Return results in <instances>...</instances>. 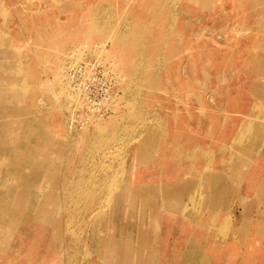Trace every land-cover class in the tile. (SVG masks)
I'll use <instances>...</instances> for the list:
<instances>
[{"label": "rangeland", "instance_id": "1", "mask_svg": "<svg viewBox=\"0 0 264 264\" xmlns=\"http://www.w3.org/2000/svg\"><path fill=\"white\" fill-rule=\"evenodd\" d=\"M0 41V264H41L44 250L47 264H101L82 242L94 207L99 227L114 218L104 239L126 243L123 264H138L130 250H151L147 264H264V0H0ZM69 57L120 75L110 111L87 125Z\"/></svg>", "mask_w": 264, "mask_h": 264}, {"label": "bare ground", "instance_id": "2", "mask_svg": "<svg viewBox=\"0 0 264 264\" xmlns=\"http://www.w3.org/2000/svg\"><path fill=\"white\" fill-rule=\"evenodd\" d=\"M18 1V0H17ZM103 1V0H102ZM150 2V1H149ZM9 3V2H8ZM7 3V4H8ZM19 3V2H18ZM125 3V2H124ZM134 3V2H133ZM143 3V2H142ZM194 3V2H193ZM235 3V2H234ZM103 4V3H102ZM126 4V3H125ZM129 4V3H128ZM168 4H170V3H168ZM99 5V4H98ZM131 6V5H130ZM134 6V5H133ZM132 6V7H133ZM160 6V5H159ZM101 7V6H100ZM115 7V6H114ZM28 8V7H27ZM94 8V7H93ZM126 8V7H125ZM157 8V7H156ZM171 8V7H170ZM127 10V9H126ZM131 10V9H130ZM156 10V9H155ZM169 10V9H168ZM21 11V10H20ZM94 11V10H93ZM119 11V10H118ZM117 11V12H118ZM128 11V10H127ZM167 11V10H166ZM175 12H177V11H175ZM174 12V13H175ZM238 12V11H237ZM7 13V12H6ZM95 13V12H94ZM129 13V12H128ZM171 13V12H170ZM179 13V12H178ZM185 13V12H184ZM75 14V13H74ZM131 14V13H130ZM161 14V13H160ZM113 15H114V13H113ZM155 15V14H154ZM173 16V15H172ZM227 16V15H226ZM92 17V16H91ZM101 17H103V15L101 16ZM118 17V16H117ZM146 17H147V15H146ZM150 17V16H149ZM174 17H175V15H174ZM2 18V17H1ZM20 18H21V16H20ZM19 18V19H20ZM7 19H8V17H7ZM137 19V18H136ZM167 19H169V18H167ZM174 19V18H173ZM101 20V19H100ZM127 20V19H126ZM153 20H155V19H153ZM118 21V20H117ZM129 21V20H128ZM134 21H135V19H134ZM216 21V20H215ZM227 21V20H226ZM167 22V21H166ZM7 23V22H6ZM12 23V22H11ZM120 23V22H119ZM152 23V22H151ZM155 23V22H154ZM183 23V22H182ZM9 24V23H8ZM122 24V23H121ZM125 24V23H124ZM139 24V23H138ZM143 24V23H142ZM172 24V23H171ZM97 25H99V24H97ZM140 25V24H139ZM148 25V24H147ZM166 25V24H165ZM169 25V24H168ZM90 26V25H89ZM121 26V25H120ZM181 26V25H180ZM7 27H8V25H7ZM155 27V26H154ZM154 27H152V28H154ZM172 27V26H171ZM90 28V27H89ZM103 28V27H102ZM121 28V27H120ZM119 28V29H120ZM123 28V27H122ZM146 28V27H145ZM36 29V28H35ZM39 29H41V28H39ZM130 29V28H129ZM156 29V28H155ZM165 29V28H164ZM45 30V29H44ZM140 30V29H139ZM152 30V29H151ZM169 30V29H168ZM174 30V29H173ZM189 30V29H188ZM231 30H233V29H231ZM33 31V30H32ZM50 31V30H49ZM90 31V30H89ZM157 31V30H156ZM162 31V30H161ZM183 31H185V30H183ZM187 31V30H186ZM234 31V30H233ZM7 32V31H6ZM38 32V31H37ZM36 32V33H37ZM42 32V31H41ZM40 32V33H41ZM45 32V31H44ZM44 32H42V33H44ZM91 32V31H90ZM105 32V31H104ZM136 32H137V28H136ZM144 33H145V31H143ZM202 32V31H201ZM231 32V31H230ZM246 32H248V30L246 31ZM17 33V32H16ZM39 33V32H38ZM58 33V32H57ZM68 33V32H67ZM148 33V32H147ZM153 33V32H152ZM177 33H178V31H177ZM227 33V32H226ZM244 33H245V31H244ZM54 34H56V33H54ZM90 34V33H89ZM94 34H95V32H94ZM114 34V33H113ZM120 34V33H119ZM136 34V33H135ZM138 34V33H137ZM151 34V33H150ZM156 34H158V33H156ZM163 34V33H162ZM180 34V33H179ZM183 34V33H182ZM196 34V33H195ZM194 34V35H195ZM236 34V33H235ZM33 35V34H32ZM45 35V34H44ZM44 35H42V36H44ZM53 35V34H52ZM69 35V34H68ZM88 35V34H87ZM92 35V34H91ZM105 35V34H104ZM110 35V34H109ZM147 35V34H146ZM188 35H190V34H188ZM197 35V34H196ZM243 35V34H242ZM56 36V35H55ZM158 36V35H157ZM167 36V35H166ZM176 36V35H175ZM36 37H38V36H36ZM51 37H53L54 38V36H51ZM50 37V38H51ZM62 37V36H61ZM60 37V38H61ZM67 37H69V36H67ZM66 37V38H67ZM105 37V36H104ZM171 37V36H170ZM193 37H196V36H193ZM244 37V36H243ZM35 38V37H34ZM56 38V37H55ZM54 38V39H55ZM129 38V37H128ZM135 38V37H134ZM133 38V39H134ZM43 39H44V37H43ZM87 39V38H86ZM108 39V38H107ZM106 39V40H107ZM117 39V38H116ZM115 39V40H116ZM196 39V38H195ZM226 39V38H225ZM50 40V39H49ZM57 40V39H56ZM56 40H54V42L56 41ZM132 40V39H131ZM51 41V40H50ZM125 42H126V40H124ZM170 41V40H169ZM175 41V40H174ZM200 41V40H199ZM40 42V41H39ZM57 42V41H56ZM60 42V41H59ZM62 42V41H61ZM64 42V41H63ZM122 42V41H121ZM133 42V41H132ZM171 42V41H170ZM0 43H1V41H0ZM47 43V42H46ZM21 44V43H20ZM40 44V43H39ZM112 44V43H111ZM120 44V43H119ZM170 44V43H169ZM44 45V44H43ZM47 44H45V46H46ZM59 45H60V43H59ZM126 45V44H125ZM148 45V44H147ZM175 45H176V43H175ZM175 45H172V46H175ZM15 46V45H14ZM36 46V45H35ZM52 46H53V44H52ZM84 46V45H83ZM118 46V45H117ZM163 46V45H162ZM169 46V45H168ZM180 46V45H179ZM82 47V46H81ZM153 47V46H152ZM217 47V46H216ZM44 48V47H43ZM151 48V47H150ZM25 49V48H24ZM47 49V48H46ZM133 49H134V47H133ZM173 49V48H172ZM213 49V48H212ZM220 49V48H219ZM20 50V49H19ZM129 50V49H128ZM142 50V49H141ZM148 50V49H147ZM163 50H164V48H163ZM200 50H201V48H200ZM214 50V49H213ZM41 51V50H40ZM134 51V50H133ZM143 51V50H142ZM151 51V50H150ZM149 51V52H150ZM178 51V50H177ZM197 51H198V49H197ZM137 52V51H136ZM173 53H174V51H172ZM184 52V51H183ZM40 53V52H39ZM139 53H141V51L139 52ZM147 53H148V51H147ZM161 53V52H160ZM177 53V52H176ZM27 54V53H26ZM162 54V53H161ZM175 54V53H174ZM136 55H137V53H136ZM170 55V54H169ZM183 55V54H182ZM148 56V55H147ZM171 56V55H170ZM225 56V55H224ZM137 57V56H136ZM162 57V56H161ZM184 57H186V56H184ZM159 58V57H158ZM190 58V57H189ZM132 59V58H131ZM139 59V58H138ZM175 59V58H174ZM169 60V59H168ZM133 61V60H132ZM160 61H161V59H160ZM169 61H171V60H169ZM103 62V61H102ZM131 62V61H130ZM135 62V61H134ZM227 62V61H226ZM234 62V61H233ZM264 62V61H263ZM262 62V63H263ZM105 63V62H104ZM208 63V62H207ZM260 64V65H258L257 67L255 66L254 67V69L259 73V74H262V75H264V64ZM111 64L113 65V66H115V63L114 62H112L111 61ZM125 64H127V71H129L130 70V68L132 67H130L129 68V64H128V62H126ZM131 64H133V63H131ZM135 64V63H134ZM228 64V63H227ZM110 65V64H109ZM219 65V64H218ZM157 66V65H156ZM152 67V66H151ZM159 67V66H158ZM165 67V66H164ZM206 67V66H205ZM123 68V67H122ZM150 68V67H149ZM200 68V67H199ZM152 69V68H151ZM157 69V68H156ZM132 71V70H131ZM152 74V73H151ZM18 75V74H17ZM20 75V74H19ZM24 75V74H23ZM34 75V74H33ZM157 75H159V74H157ZM171 75H173V74H171ZM27 76V75H26ZM202 76H204V75H202ZM31 77V76H30ZM29 77V78H30ZM157 77V76H156ZM205 77L206 76H204L203 78L205 79ZM22 79V78H21ZM153 79H155L154 77H153ZM152 80V79H151ZM222 82L221 83H223V81L224 80H222V79H220ZM258 80V79H257ZM154 81V80H153ZM175 81V80H174ZM27 82H28V80H27ZM129 82V81H128ZM132 82V81H131ZM157 82V81H156ZM156 82H154V83H156ZM259 82V81H258ZM24 83V82H23ZM149 83H150V81H149ZM176 83V82H175ZM196 83V82H195ZM219 83V82H218ZM66 87L70 90V92L72 93V94H74V93H78L77 91H75L70 85H69V83L66 81ZM262 84V83H261ZM48 85V84H47ZM153 85V84H152ZM173 85V84H172ZM150 86V85H149ZM176 86V85H175ZM197 86H198V83H197ZM260 87V86H259ZM25 88H27V87H25ZM41 88V87H40ZM151 88V87H150ZM154 88V87H153ZM227 88V87H226ZM15 89V88H14ZM28 89V88H27ZM148 89V88H147ZM187 89V88H186ZM200 89V88H199ZM7 90V89H6ZM41 90H42V88H41ZM172 90V89H171ZM250 90V89H249ZM257 90V89H256ZM218 91V90H217ZM27 92V91H26ZM215 92V91H214ZM220 92V91H219ZM63 93V92H62ZM150 93V92H149ZM232 93V92H231ZM10 94V93H9ZM34 94V93H33ZM61 94V93H60ZM230 94V93H229ZM205 95V94H204ZM261 95H262V93H261ZM63 96V95H62ZM151 96V95H150ZM221 97V96H220ZM223 97H224V95H223ZM193 98H195V97H193ZM218 98H219V96H218ZM261 98H263V97H261ZM33 99H35V98H33ZM206 99V98H205ZM227 99V98H226ZM136 100V99H135ZM198 100L199 99H197V102H198ZM218 100H221V99H218ZM53 101V100H52ZM206 102H207V100H205ZM12 102V101H11ZM37 103V102H36ZM198 103H200V101L198 102ZM38 104V103H37ZM129 106H130V104L129 103H127ZM54 105H55V103H54ZM137 105H138V103H137ZM211 105V104H210ZM136 106V105H135ZM139 106V105H138ZM199 106H201V105H199ZM45 107V106H44ZM52 107V106H51ZM133 107V106H132ZM117 109V108H116ZM145 110V109H144ZM140 112V111H139ZM220 112V111H219ZM53 113V112H52ZM141 113V112H140ZM153 113V112H152ZM58 114V113H57ZM136 114V113H135ZM150 114V113H149ZM200 114V113H199ZM38 115V114H37ZM36 115V116H37ZM46 115V114H45ZM44 116V115H43ZM42 116V117H43ZM65 116V115H64ZM140 116H141V114H140ZM146 116H148V115H146ZM203 116V115H202ZM123 117V116H122ZM24 118V117H23ZM63 118V117H62ZM159 118V117H158ZM157 118V119H158ZM202 118V117H201ZM18 119V118H17ZM31 119V118H30ZM145 119V118H144ZM8 120V119H7ZM152 120V119H151ZM160 120V119H159ZM5 121V120H4ZM15 121V120H14ZM13 121V122H14ZM30 121V120H29ZM53 121V120H52ZM134 121V120H133ZM139 121V120H138ZM97 122V121H96ZM95 122V123H96ZM99 122H100V119H99ZM147 122V121H146ZM15 123V122H14ZM19 123H20V121H19ZM32 123V122H31ZM30 123V124H31ZM48 123V122H47ZM49 124H51V123H49ZM59 123L57 122V127L59 126L58 125ZM140 124V123H139ZM143 124V123H142ZM155 124V123H154ZM12 125V124H11ZM10 125V126H11ZM87 125V124H86ZM152 125H153V122H152ZM222 126V125H221ZM7 127V126H6ZM39 127V126H38ZM93 127V126H92ZM136 127V126H135ZM153 127H155V126H153ZM152 127V128H153ZM101 128H102V126H101ZM145 128V127H144ZM38 129V128H37ZM43 129V128H42ZM88 129V128H87ZM147 129V128H146ZM12 130V129H11ZM10 130V131H11ZM16 130V129H15ZM29 130V129H28ZM54 130V129H53ZM35 131V130H34ZM47 131V130H46ZM88 131H89V129H88ZM101 131V130H100ZM155 131V130H154ZM84 132V131H83ZM49 133V132H48ZM54 133V132H53ZM84 134V133H83ZM25 135V134H24ZM92 135V134H91ZM123 135V134H122ZM155 136V135H154ZM91 137V136H90ZM151 137V136H150ZM24 138V137H23ZM35 138V137H34ZM38 138V137H37ZM69 138V137H68ZM74 138V137H73ZM79 138V137H78ZM72 139V138H71ZM70 139V140H71ZM80 139V138H79ZM147 139V138H146ZM145 139V140H146ZM150 139V138H149ZM154 139V138H153ZM178 139V138H177ZM24 140H26V139H24ZM39 140V139H38ZM148 140V139H147ZM175 140H176V138H175ZM180 140V139H179ZM37 141V140H36ZM66 141H67V139H66ZM69 141V140H68ZM149 141H151V140H149ZM173 141H174V139H173ZM15 142V141H14ZM13 142V143H14ZM147 142V141H146ZM6 143H8V142H6ZM148 143V142H147ZM178 143V142H177ZM11 144H12V142H11ZM42 144V143H41ZM75 144H77V143H75ZM151 144V143H150ZM182 144V143H181ZM235 145V144H234ZM199 146V145H198ZM70 147V146H69ZM181 147V146H180ZM192 147H193V145H192ZM196 147V146H195ZM200 147H202V146H200ZM207 147V146H206ZM36 148V147H35ZM176 148H178V147H176ZM221 148V147H220ZM26 149V148H25ZM67 149V148H66ZM69 149V148H68ZM208 149H210V148H208ZM75 150V149H74ZM77 150V149H76ZM173 150V149H172ZM174 150H177V149H175L174 148ZM179 150V149H178ZM191 150V149H190ZM223 150V149H222ZM29 151V150H28ZM30 151H32V149L30 150ZM66 151V150H65ZM78 151V150H77ZM204 151V150H203ZM212 151V150H211ZM216 151H218V150H216ZM76 152V151H75ZM174 152V151H173ZM178 152H180V151H178ZM185 152V151H184ZM188 152V151H187ZM222 152V151H221ZM264 153V152H263ZM186 154V153H185ZM198 154V153H197ZM200 154V153H199ZM198 154V155H199ZM203 154V153H202ZM75 155V154H74ZM176 155H177V153H176ZM189 155V154H188ZM213 155V154H212ZM64 156H65V154H64ZM63 156V157H64ZM191 156V155H190ZM199 157V156H198ZM203 157V156H202ZM176 158V157H175ZM178 159V158H177ZM200 159H202V158H200ZM204 159V158H203ZM202 159V160H203ZM210 159H211V157H210ZM176 160V159H175ZM181 160V159H180ZM196 160V159H195ZM70 161V160H69ZM222 161V160H221ZM179 162V161H178ZM72 163V162H71ZM210 163V162H209ZM52 164V163H51ZM8 165V164H7ZM68 166H69V164H68ZM18 167V166H17ZM51 167H52V165H51ZM205 167V166H204ZM54 168V167H53ZM208 168H211V167H208ZM15 169V168H14ZM38 170V169H37ZM69 170V169H68ZM48 171V170H47ZM202 171V170H201ZM209 171V170H208ZM39 172V171H38ZM202 172H204V171H202ZM36 173V172H35ZM47 174V173H46ZM200 174V173H199ZM203 174V173H202ZM33 175V174H32ZM41 175H42V173H41ZM61 175V174H60ZM46 176V175H45ZM100 176H102V175H100ZM42 177V176H41ZM61 177V176H60ZM102 177H104V176H102ZM75 178V177H74ZM20 179V178H19ZM61 179V178H60ZM120 179V178H119ZM9 180V179H8ZM37 180V179H36ZM101 180V179H100ZM206 181V180H205ZM7 182V181H6ZM96 182V181H95ZM204 182V181H203ZM3 183V182H2ZM1 183V184H2ZM36 183V182H35ZM115 184H116V182H114ZM113 183V184H114ZM118 183H119V181H118ZM117 183V184H118ZM9 184V183H8ZM27 184V185H26ZM60 184V183H59ZM106 184V183H105ZM109 184V183H108ZM119 184H122V183H119ZM203 184H205V182L203 183ZM20 187L21 188H23V189H25L24 190V193L27 191V189H29L27 186H28V183H27V181H25V177L23 178V180H20ZM208 185V184H207ZM4 186H5V184H4ZM35 186H36V184H35ZM114 186V185H113ZM116 186V185H115ZM209 186V185H208ZM7 187V186H6ZM40 187V186H39ZM108 187H109V185H108ZM2 188V187H1ZM5 188V187H4ZM49 188V187H48ZM117 188V187H116ZM115 188V190H117ZM209 188V187H208ZM207 188V189H208ZM30 189H32V188H30ZM41 189V188H40ZM113 188H111V190H112ZM43 190V189H42ZM103 190V189H102ZM30 192H31V190H29ZM35 192V191H34ZM37 192V191H36ZM35 192V194H37ZM42 192V191H41ZM32 193V192H31ZM64 194V193H63ZM30 195V193H28V196ZM59 195H61V192H60V194ZM160 195V194H159ZM181 196V195H180ZM20 197V196H19ZM37 197V196H36ZM63 197V196H62ZM108 197V196H107ZM110 197V196H109ZM109 197L108 198H106V200H108L109 199ZM128 197H129V195L128 194H122L121 195V200H116V197H114V202H113V206H112V209H114L115 208V205L117 204V203H121L124 207H126L128 204H129V201H128ZM159 197V196H158ZM28 198V197H27ZM97 198V197H96ZM112 199V198H111ZM239 199V198H238ZM36 200V199H35ZM98 200V199H97ZM249 200V199H248ZM112 201V200H111ZM118 201H120V202H118ZM247 201V200H246ZM12 202L15 204V202H16V200L15 199H13L12 200ZM108 202V201H107ZM163 202H165V201H163ZM206 202V201H205ZM20 203V202H19ZM25 204L26 205H28L27 204V200H25ZM37 204V203H36ZM60 204V203H59ZM96 205H97V203H96ZM164 205V204H163ZM61 206V205H60ZM69 206V205H68ZM90 206V205H89ZM98 206V205H97ZM161 206V205H160ZM183 206V205H182ZM3 207H4V204H3ZM59 207V206H58ZM92 207V206H91ZM102 207H105L104 205H102ZM158 207V208H157ZM89 208V207H88ZM203 208H205V207H203ZM202 208V209H203ZM5 209V208H4ZM31 208H29V210H30ZM39 208H37V210H38ZM41 209V208H40ZM40 209H39V211H40ZM58 209V208H57ZM61 209V208H60ZM60 209H58V210H60ZM86 209V208H85ZM111 209V210H112ZM201 209V210H202ZM43 210V209H42ZM161 210V207H159V204H157L156 205V210H155V213H157V212H159ZM28 211V210H27ZM43 211H45V210H43ZM186 211V210H185ZM185 211H183V212H185ZM203 211H204V209H203ZM57 212V211H56ZM84 212V211H83ZM101 212H102V209L100 208V207H94V208H92V209H90V211L88 212V216H87V220L83 223V228H85V227H87V226H89V228H91V233H89V234H86V237L85 238H83V240H82V242H84V244H86L87 246H89V247H93V248H95V261L97 260L99 263H101V264H123V262H124V255L126 254L127 255V253H126V251L128 250H126V248H125V245H126V243H124V241L122 242L123 244H122V248H119L117 251H115L114 250V248L113 247H111L109 244L110 243H112V242H114V239H113V237H111V235H109V233H108V230L109 229H114V226L115 225H113L114 223V221H113V217L110 219V220H108V222H106V225L102 228V227H99V225H100V222L103 220L104 221V217H102L103 216V214H101ZM115 212H116V210H115ZM148 212V211H147ZM167 212V211H166ZM193 212V211H192ZM201 212V211H200ZM59 214V213H58ZM65 214V213H64ZM76 214V213H75ZM184 214V213H183ZM105 215V214H104ZM205 215V214H204ZM41 216V215H40ZM66 216V215H65ZM76 216V215H75ZM78 216V215H77ZM76 216V217H77ZM108 216V215H107ZM106 216V219L108 218ZM114 216V215H113ZM136 216H137V214H136ZM209 216V215H208ZM138 217V216H137ZM210 217H211V215H210ZM156 218V217H155ZM5 219V218H4ZM64 219V218H63ZM75 219V218H74ZM77 219V218H76ZM190 219V218H189ZM195 220V219H194ZM2 221V220H1ZM5 221V220H4ZM40 221V220H39ZM75 221V220H74ZM100 221V222H99ZM102 221V222H103ZM107 221V220H106ZM42 222H44V220L42 221ZM51 222V221H50ZM99 222V223H98ZM149 221H147V220H145V219H142L141 220V222H140V224H139V231L140 232H143V230L149 225V224H147ZM156 222V221H155ZM5 223V222H4ZM78 223V222H77ZM49 224H52V223H49ZM76 224V223H75ZM94 224V228L92 229V225ZM103 224H104V222H103ZM152 224H154V223H152ZM152 224H151V222H150V227L152 226ZM156 224V223H155ZM53 225H54V227L56 228L57 226H58V221H55L54 223H53ZM201 225H202V223H201ZM155 227V226H154ZM201 227H203V225L201 226ZM89 228H88V230H89ZM129 228V227H128ZM142 228V229H141ZM68 230H70V229H68ZM63 231V230H62ZM80 232V231H79ZM79 232H77V233H79ZM82 232H83V230H82ZM67 233V232H66ZM65 233V234H66ZM68 233H71V231H68ZM86 233H88L87 231H86ZM64 234V235H65ZM69 237H67V244H69V246L72 248L73 247V245H71V240H70V235H68ZM106 236V239H107V241H109L110 243H106L105 242V239H104V237ZM77 237H80V236H77ZM154 237V236H153ZM58 238H60V236L58 237ZM154 238H156V236L154 237ZM43 239H44V241H43ZM64 239V238H63ZM81 239V238H80ZM141 239V238H140ZM73 240V239H72ZM150 240V239H149ZM39 243H41V244H45V237L41 234V236H39V238H38V240H37ZM172 241V242H171ZM176 241H177V238H174V239H172V240H170L169 241V237L168 238H165L164 239V241H163V244H164V248H165V246L167 247V245L169 246V244L171 243V244H176ZM169 243V244H168ZM125 244V245H124ZM189 244V243H188ZM46 246H47V243H46ZM100 246H102V247H104L103 248V250L102 251H100V250H98L99 249V247ZM190 246V245H189ZM186 247V246H185ZM190 249H191V247H189ZM186 249H188V248H186ZM29 250H32L31 248H29ZM37 250V249H36ZM130 250V249H129ZM198 250V249H197ZM38 251V250H37ZM185 251H187V250H185ZM199 251V250H198ZM43 252V254L41 255V261H40V263L42 264H44V263H48L47 261H46V257H45V254L47 253L45 250L44 251H42ZM90 252V251H89ZM188 252L190 253V251L188 250ZM191 252H193V251H191ZM194 252H195V250H194ZM193 252V253H194ZM153 252L150 250V251H143V252H139L138 254L136 253L135 254V252L134 251H132V250H130L129 251V254H128V257L130 258L131 257V259H133V258H135V260L138 262V264H147L148 263V260H150L149 258V256L152 254ZM186 253V252H185ZM184 253V254H185ZM186 254H188V253H186ZM74 255V254H73ZM198 255H199V252H198ZM197 255V256H198ZM76 256V255H75ZM191 256V255H190ZM190 256L189 255H186V257H188L189 259H190ZM192 256L194 257V256H196V255H194V254H192ZM196 256V257H197ZM193 257H191V260H192V258ZM76 259V258H75ZM181 259H185L183 256H182V258ZM194 259H197V258H195L194 257ZM84 260V259H83ZM82 260V261H83ZM171 259L169 258V256L168 257H166V258H164V264H169ZM80 261V260H79ZM7 262V261H6ZM15 262V261H14ZM78 262V261H77ZM79 263V262H78ZM88 262H86V264H87ZM182 263V262H181ZM180 263V264H181ZM183 263H184V260H183ZM182 263V264H183ZM195 263H196V261H195ZM194 263V264H195ZM93 264H96V262H93ZM163 264V263H162Z\"/></svg>", "mask_w": 264, "mask_h": 264}, {"label": "built area", "instance_id": "3", "mask_svg": "<svg viewBox=\"0 0 264 264\" xmlns=\"http://www.w3.org/2000/svg\"><path fill=\"white\" fill-rule=\"evenodd\" d=\"M63 72L65 80L80 94V106L74 113L76 124H87L84 119L90 114L101 117L110 111L107 104L116 95L115 80L120 78L117 72L103 65L100 59L76 57H69Z\"/></svg>", "mask_w": 264, "mask_h": 264}]
</instances>
